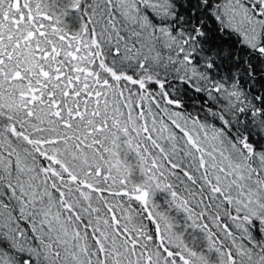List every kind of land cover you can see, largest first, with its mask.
Listing matches in <instances>:
<instances>
[{
	"label": "snow or ice",
	"instance_id": "obj_1",
	"mask_svg": "<svg viewBox=\"0 0 264 264\" xmlns=\"http://www.w3.org/2000/svg\"><path fill=\"white\" fill-rule=\"evenodd\" d=\"M0 264H264V0H0Z\"/></svg>",
	"mask_w": 264,
	"mask_h": 264
}]
</instances>
